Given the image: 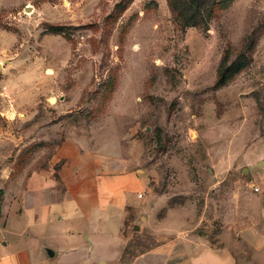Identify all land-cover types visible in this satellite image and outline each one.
Here are the masks:
<instances>
[{
  "label": "rangeland",
  "instance_id": "374dc122",
  "mask_svg": "<svg viewBox=\"0 0 264 264\" xmlns=\"http://www.w3.org/2000/svg\"><path fill=\"white\" fill-rule=\"evenodd\" d=\"M218 4L184 28L167 0H5L0 170H29L68 135L118 137L183 217L227 211L264 232V0ZM241 54L248 66L216 86ZM141 234L127 232L122 261L153 244Z\"/></svg>",
  "mask_w": 264,
  "mask_h": 264
},
{
  "label": "crops",
  "instance_id": "0c3cea01",
  "mask_svg": "<svg viewBox=\"0 0 264 264\" xmlns=\"http://www.w3.org/2000/svg\"><path fill=\"white\" fill-rule=\"evenodd\" d=\"M37 99L31 93L30 103ZM35 108L28 112L36 132ZM121 142L68 135L29 170H0V264H254L264 253V232L250 219L227 211L183 217L171 196L151 190ZM139 230L153 244L122 261L127 232Z\"/></svg>",
  "mask_w": 264,
  "mask_h": 264
},
{
  "label": "trees",
  "instance_id": "16d2710c",
  "mask_svg": "<svg viewBox=\"0 0 264 264\" xmlns=\"http://www.w3.org/2000/svg\"><path fill=\"white\" fill-rule=\"evenodd\" d=\"M169 8L174 16L178 15L179 21L184 28L194 27L207 23L213 15V10L219 7L218 0H167ZM251 48V47H249ZM249 60L241 54L232 63L225 67L222 64L219 67L216 86H224L236 74L246 68Z\"/></svg>",
  "mask_w": 264,
  "mask_h": 264
},
{
  "label": "water",
  "instance_id": "95a60500",
  "mask_svg": "<svg viewBox=\"0 0 264 264\" xmlns=\"http://www.w3.org/2000/svg\"><path fill=\"white\" fill-rule=\"evenodd\" d=\"M27 9H30V8L27 7ZM259 165L264 166V161H262L261 163H259ZM135 229H137V226L135 227Z\"/></svg>",
  "mask_w": 264,
  "mask_h": 264
},
{
  "label": "built area",
  "instance_id": "2783aa9c",
  "mask_svg": "<svg viewBox=\"0 0 264 264\" xmlns=\"http://www.w3.org/2000/svg\"><path fill=\"white\" fill-rule=\"evenodd\" d=\"M138 197L140 198V197H141V195H138Z\"/></svg>",
  "mask_w": 264,
  "mask_h": 264
}]
</instances>
